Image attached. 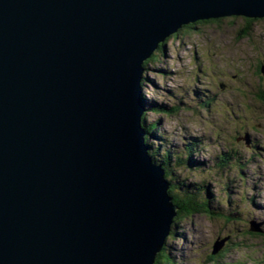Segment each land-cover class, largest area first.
Instances as JSON below:
<instances>
[{
  "label": "water",
  "instance_id": "obj_1",
  "mask_svg": "<svg viewBox=\"0 0 264 264\" xmlns=\"http://www.w3.org/2000/svg\"><path fill=\"white\" fill-rule=\"evenodd\" d=\"M226 17L264 19V0H0V264H155L178 208L144 64Z\"/></svg>",
  "mask_w": 264,
  "mask_h": 264
},
{
  "label": "rangeland",
  "instance_id": "obj_2",
  "mask_svg": "<svg viewBox=\"0 0 264 264\" xmlns=\"http://www.w3.org/2000/svg\"><path fill=\"white\" fill-rule=\"evenodd\" d=\"M217 20L182 27L145 62L149 154L157 165L170 155L177 199L194 194L213 212L175 217L159 264H264V239L248 232L264 222V19Z\"/></svg>",
  "mask_w": 264,
  "mask_h": 264
},
{
  "label": "trees",
  "instance_id": "obj_3",
  "mask_svg": "<svg viewBox=\"0 0 264 264\" xmlns=\"http://www.w3.org/2000/svg\"><path fill=\"white\" fill-rule=\"evenodd\" d=\"M219 20H209V21H203V23H215V22H218ZM246 22L247 23H252V22H254V20H246ZM196 24H194V25H189V26H184L185 28H193L194 26H195ZM248 25V27H250L249 26V24H247ZM241 33H243V31H241ZM248 35H249V31H244V36L245 37H248ZM164 45L162 44V45H160V47L162 48ZM155 54V53H154ZM154 54L152 55V57L150 58V60L152 59V58H154ZM146 63H147V61H146ZM146 63H145V67H146ZM258 68H260V66H258ZM261 68H262V66H261ZM261 68L259 69V73H260V71H261ZM262 72V71H261ZM144 83H145V80H143V83H142V85H144ZM261 92V94L260 95H256V97H258L259 98V100H261L262 102H264V90H262V91H260ZM205 103H206V106L207 107H211L212 106V104H213V102L212 101H205ZM143 106H145V99H143ZM146 116H147V110H146V112H145V115H144V117H143V128L145 129V131L147 132V135H153V132H154V129H155V126H156V124H153V125H151V127H148L147 125L146 126H144V123H146ZM148 142H149V139H148V137L146 138V144L148 145ZM236 142H238L237 140H236ZM149 146V145H148ZM234 154L236 155V153L234 152ZM223 156H224V159L225 160H222L221 159V157H218V161H219V164L222 166V164H224L225 162L224 161H226V155L225 154H223ZM232 156H233V154H232ZM167 157H170V155L167 153V156H166V159H165V163L163 164V163H161L162 164V169L165 171V175H166V178H170L169 177V173H171L170 172V170H169V172H168V165H169V161H170V159L171 158H169V159H167ZM220 158V159H219ZM180 160V159H179ZM181 161V160H180ZM153 162L156 164V161H154L153 160ZM160 162V161H159ZM160 164V163H159ZM169 182V181H168ZM170 183V182H169ZM170 186H171V183H170ZM174 188V186L173 187H170V189L172 190ZM171 190L169 191V193H170V196L173 198V203L175 204V206H177V208H178V211H177V216H176V218L179 216H181V215H185V216H190V215H192V214H194L195 212H197V213H203V214H213V212H211V210H210V207L208 206V201L207 200H204V201H202V202H200V201H198L197 200V197H195L194 196V194H190V195H187L186 197H184L183 199H177L175 196H174V192H173V190H172V193H171ZM187 192V191H186ZM229 214H230V212H229ZM231 215H229V217H230ZM232 216H233V214H232ZM176 218L174 219V223H173V226H172V228L174 227V225H175V220H176ZM255 221H257V220H255ZM261 231L262 232H255V231H251V227L249 226V229H248V232H249V234L250 235H256V236H260V237H262L263 239H264V222H263V226H261ZM229 240V239H228ZM165 246H166V244H165ZM161 252H165V247L163 248V250L161 251ZM213 255V254H212ZM160 256H162V255H159L158 256V258H157V260H156V262H155V264H159V262H160ZM213 256H215V255H213ZM166 260H167V264H170V261H168V259H167V257L165 256L164 257ZM159 260V262L157 263V261Z\"/></svg>",
  "mask_w": 264,
  "mask_h": 264
},
{
  "label": "flooded vegetation",
  "instance_id": "obj_4",
  "mask_svg": "<svg viewBox=\"0 0 264 264\" xmlns=\"http://www.w3.org/2000/svg\"><path fill=\"white\" fill-rule=\"evenodd\" d=\"M254 141L256 142V139L254 138Z\"/></svg>",
  "mask_w": 264,
  "mask_h": 264
},
{
  "label": "bare ground",
  "instance_id": "obj_5",
  "mask_svg": "<svg viewBox=\"0 0 264 264\" xmlns=\"http://www.w3.org/2000/svg\"><path fill=\"white\" fill-rule=\"evenodd\" d=\"M213 255H216V254H213Z\"/></svg>",
  "mask_w": 264,
  "mask_h": 264
}]
</instances>
